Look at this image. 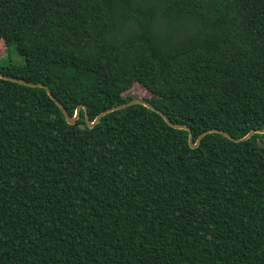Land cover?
<instances>
[{
  "label": "trees",
  "instance_id": "16d2710c",
  "mask_svg": "<svg viewBox=\"0 0 264 264\" xmlns=\"http://www.w3.org/2000/svg\"><path fill=\"white\" fill-rule=\"evenodd\" d=\"M0 39V72L72 116L138 83L194 142L264 128V0H0ZM79 123L0 77V264H264V133Z\"/></svg>",
  "mask_w": 264,
  "mask_h": 264
},
{
  "label": "water",
  "instance_id": "95a60500",
  "mask_svg": "<svg viewBox=\"0 0 264 264\" xmlns=\"http://www.w3.org/2000/svg\"><path fill=\"white\" fill-rule=\"evenodd\" d=\"M0 77L1 78H4V79H9V80H13V81H16V82H20V83H23L25 85H29V86H32V87H43L46 89V91L48 92V94L51 96V98L58 104V106L62 109L65 117H66V120L68 123L70 124H77L78 122V119L80 117V112H81V109L84 108L85 111H86V123H79V126L80 128L84 129L86 128L87 126L88 127H94L98 122L99 120L106 114L112 112V111H115V110H119V109H123L127 106H130V105H133V104H143L157 112H159L163 117L164 119L166 120V122L174 127V128H177V129H186L189 131V143L191 145V147L193 148H196L202 141L203 137L209 133H213V132H217V133H221L225 136H227L229 139L233 140V141H236V142H240V141H244V140H247L249 138H251L254 134L256 133H260V134H263L264 133V128L262 129H253L251 130L247 135H245L244 137H240V138H236V137H233L232 135H230L228 132L224 131V130H221V129H209L205 132H203L199 138L197 139L196 142H194V136H193V132L191 130L190 127L186 126V125H179V124H175L173 123L162 111H160L159 109H157L155 106H153L152 104H150L148 101L144 100V99H134V100H131L129 102H126L124 104H121V105H118V106H114V107H111V108H108L107 110L101 112L93 121L90 119L89 117V114L87 113V108L84 104H80L77 109H76V112L75 114L72 116L69 114V112L66 110V108L63 106V104L57 99V97L52 93L51 89L44 83H31V82H26V81H23L21 79H18V78H15V77H11V76H6L4 74H2L0 72ZM259 144L260 146H264V142H262L261 139H259Z\"/></svg>",
  "mask_w": 264,
  "mask_h": 264
},
{
  "label": "rangeland",
  "instance_id": "374dc122",
  "mask_svg": "<svg viewBox=\"0 0 264 264\" xmlns=\"http://www.w3.org/2000/svg\"><path fill=\"white\" fill-rule=\"evenodd\" d=\"M7 46L3 39H0V58L6 54ZM22 57L21 60L22 61ZM127 95H134L137 98L144 99L151 97V93L141 84H135L134 88L127 93Z\"/></svg>",
  "mask_w": 264,
  "mask_h": 264
}]
</instances>
